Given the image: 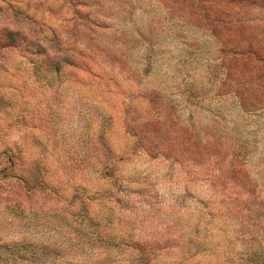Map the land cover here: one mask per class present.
Here are the masks:
<instances>
[{
    "label": "rangeland",
    "instance_id": "rangeland-1",
    "mask_svg": "<svg viewBox=\"0 0 264 264\" xmlns=\"http://www.w3.org/2000/svg\"><path fill=\"white\" fill-rule=\"evenodd\" d=\"M0 264H264V0H0Z\"/></svg>",
    "mask_w": 264,
    "mask_h": 264
}]
</instances>
